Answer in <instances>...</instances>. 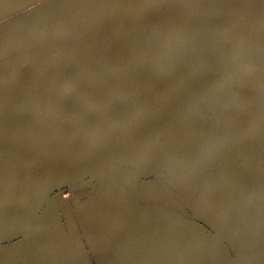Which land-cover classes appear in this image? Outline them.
<instances>
[{
    "label": "crops",
    "instance_id": "crops-1",
    "mask_svg": "<svg viewBox=\"0 0 264 264\" xmlns=\"http://www.w3.org/2000/svg\"><path fill=\"white\" fill-rule=\"evenodd\" d=\"M181 3L173 4L172 11L186 7ZM190 11L177 15L179 35L174 37L176 30L155 27L166 21L152 12L139 21L147 30H115L64 49L37 74L20 70L0 82L2 143L55 158L64 148L93 141L125 123V132L140 127L165 101L160 93L147 106L140 103L195 52L204 20L200 12ZM136 40L147 45L121 71L100 80L81 68ZM186 44L183 57L156 73L167 56ZM256 64L196 107L178 135L161 139L152 162L141 163L143 177L134 180L118 172L102 185L95 180L75 191L63 205V217L50 209L31 235L7 239L0 246V264H214L212 255L218 251L221 264H235L238 254L264 250V120L234 108L257 101ZM193 76L168 93H183ZM104 113L118 116L83 132ZM26 133L32 136L20 147L10 144ZM104 145L107 141L94 147Z\"/></svg>",
    "mask_w": 264,
    "mask_h": 264
},
{
    "label": "water",
    "instance_id": "water-1",
    "mask_svg": "<svg viewBox=\"0 0 264 264\" xmlns=\"http://www.w3.org/2000/svg\"><path fill=\"white\" fill-rule=\"evenodd\" d=\"M20 1L24 0H0V14L5 15L7 11L11 16L0 23V82L20 70H31L37 74L64 49L93 42L120 30L124 25L139 23L151 11L168 5L172 0H27L25 7L8 8ZM234 5L232 1L231 10L228 9L225 14L217 9L226 5L216 7L218 19L214 22L206 13L214 8L206 7L205 13H199L204 26L197 44L194 43V54L165 75L140 103L142 107L147 106L158 94L163 93L161 98L165 103L140 127L125 132V123L93 141L64 148L63 155L55 158L35 154L27 147H8L0 139V159L4 162L3 172L0 173V243L25 234L27 227L19 225L24 222L27 224L28 216L32 217L37 209L46 205V199H41L45 194L67 187L69 194L73 195L77 190L92 186L95 180L98 185H102L109 176L118 172L129 179L143 177L141 163L152 162V157L155 158L153 148L161 139L178 135L180 127L191 117L196 107L264 58V0L257 1L249 9H237ZM78 17H82L81 20L71 28L62 42L47 48L15 53L19 47L43 32ZM135 19L138 20L133 21ZM146 45L142 40L117 45L87 60L81 68L93 71L100 80L104 79L113 72L121 71V67ZM188 48L189 44H186L167 56L156 73L177 62ZM203 70H207L206 75L190 84L183 93H168L183 78ZM260 73L257 77L262 83L264 68ZM262 93L264 88L257 87V101L247 100L234 108L264 120V98L259 96ZM117 116L100 114L82 130L87 133L99 123ZM105 141L107 145L101 149L94 147ZM124 166L130 169L123 170L121 167ZM241 167L248 169L249 166ZM71 200H62L59 208H53L63 217V205ZM31 208L34 209L29 214ZM50 209L47 207L43 214ZM217 254L215 261L218 259L217 264H221L223 256L219 251ZM250 254H238L235 264H264L263 249H256Z\"/></svg>",
    "mask_w": 264,
    "mask_h": 264
},
{
    "label": "rangeland",
    "instance_id": "rangeland-1",
    "mask_svg": "<svg viewBox=\"0 0 264 264\" xmlns=\"http://www.w3.org/2000/svg\"><path fill=\"white\" fill-rule=\"evenodd\" d=\"M232 1L234 3V1H238V0H172V1L169 2L168 5H165L164 7L161 6V7L158 8V10L156 9V10L151 11V13L155 12V14H154L155 16H157L156 14L164 15V18L162 19V21L165 19L164 21H166V23H164L163 25L162 24H158L155 27L158 28V27L161 26L159 28V30H169L170 31V30H176V28L178 27V25L176 23V20L178 19L177 18L178 14H182L183 15V13L185 11L191 12L190 10H192V12H201V11L204 12L205 8L208 5L211 4L212 8H214V9H212L211 11L207 10L206 13H207L208 16H210V19H212V21L214 22V21H216V19H218V17L216 18L217 14H215V8L220 6V5H222V4L226 5L225 7L217 9L221 13L225 14L228 9L231 10V6L230 5L232 4ZM249 1L250 0H248L247 3H249ZM177 2H183V3H181L182 6H186V7L185 8H181V9H175V10L172 11V7L174 6L173 4H175ZM26 3H28L27 0L20 1V3H16L15 5H11L8 8H13L14 9L16 6H22V7L24 6L25 7ZM255 3H257V1L254 2V3L244 4V5H241V6H240V3H235L234 7L238 9L239 6H240V8H242V9H249V8L253 7ZM243 7H245V8H243ZM157 11L158 12H163V13H156ZM10 17L11 16L8 14L7 11H6L5 15L0 14V23H2L3 21H6ZM167 17H169V18H167ZM204 18L206 19V17H204ZM138 19H140V18H138ZM138 19H135L133 21H136ZM158 23H161V22H158ZM139 24L140 23H135V24H131V25L127 24V25H124V27H122L120 30H147V28H150V27H145V25H142V24H140V26H139ZM165 24H166V29H164ZM71 28H69L57 42H55V43H53V44H51L49 46L42 47V48L51 47L54 44H58V43L62 42L67 37V35L70 32ZM113 30H115V29H113ZM169 35H171V33ZM176 35H179V31L178 30L173 31L172 37H174ZM42 48H39V49H42ZM22 51L23 52H27V51H31V50H28L27 48H24V49H21V51H17L15 53H19V52H22ZM260 64L261 65L263 64V66H260ZM256 66H257V76H258L259 74H261L260 70H262L264 68V58H262L259 62H257ZM214 68L217 69L218 65L215 66ZM206 72H207V70H203L200 73L195 74V76H193L191 81L188 82V83L193 84L194 82L199 81L200 79H202L206 75L205 74ZM247 72H251V70H246L243 73H241V75H239V76L247 75ZM239 76L236 77L233 81H231V83H229V85H233L236 82V80L239 78ZM252 78H254V73L252 75ZM261 86H264V82L261 83L260 78L257 77V87H261ZM31 136H32L31 133H26L22 140L20 138H18V137H13L12 140H10V144H12L15 147H20L21 144H23L24 139H28V137L30 138ZM34 141L38 142L37 140H34ZM2 164H4V162H2V160L0 159V173L3 172ZM121 168L123 170H129L130 169L129 166H124V167H121ZM71 198H72V195L69 194V192L67 191V187L55 190V191L51 192L50 194H45V195H43L41 197V199H46L45 201H46V205H48L47 207L48 208H52V209H54L53 207H55V206H56V208H59L62 200H69ZM46 205L44 207L40 208V209H37V211L33 213L32 217L29 214L32 211V209H34V208H31L29 210V214H28L29 216H28L27 221L30 222V223L27 222V224H26L24 222L23 224L19 225L21 227L22 226L23 227L24 226L27 227L25 235H27V234L31 235L33 233V228L35 227V223L40 218V216H42L43 212L46 210V208H47ZM22 230H23V228H22ZM5 243L6 242L0 243V246L4 245ZM208 249L211 250L210 247H208ZM217 253L218 252L214 253V257L218 255ZM216 261L218 262V259ZM216 261L214 260V264H217Z\"/></svg>",
    "mask_w": 264,
    "mask_h": 264
},
{
    "label": "bare ground",
    "instance_id": "bare-ground-1",
    "mask_svg": "<svg viewBox=\"0 0 264 264\" xmlns=\"http://www.w3.org/2000/svg\"><path fill=\"white\" fill-rule=\"evenodd\" d=\"M82 17H78L75 19H71L68 21H65L45 32L40 34L39 36L29 40L24 45L19 47L17 51H21V49L27 48L28 50H35L42 47L49 46L55 42H57L62 35L72 26L76 25ZM16 51V52H17ZM23 52V51H22Z\"/></svg>",
    "mask_w": 264,
    "mask_h": 264
}]
</instances>
